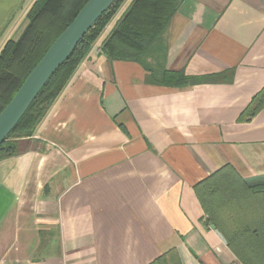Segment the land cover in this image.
<instances>
[{
    "label": "crops",
    "instance_id": "0c3cea01",
    "mask_svg": "<svg viewBox=\"0 0 264 264\" xmlns=\"http://www.w3.org/2000/svg\"><path fill=\"white\" fill-rule=\"evenodd\" d=\"M131 1L27 149L0 160V264H150L170 250L180 264H244L195 185L231 166L264 187V107L244 119L264 87V0H184L159 58L110 60L101 43ZM34 2L0 0V51ZM164 69L200 81L159 83ZM227 198L224 230L264 229V190Z\"/></svg>",
    "mask_w": 264,
    "mask_h": 264
},
{
    "label": "trees",
    "instance_id": "16d2710c",
    "mask_svg": "<svg viewBox=\"0 0 264 264\" xmlns=\"http://www.w3.org/2000/svg\"><path fill=\"white\" fill-rule=\"evenodd\" d=\"M87 1L35 0L27 13L28 24L21 35L16 40H8L0 51V112ZM125 1L115 0L84 35L72 54L50 76L0 145V160L27 149L29 140L50 112L78 65ZM183 1L132 0L102 41L101 52L110 60L143 63L147 57L155 54L159 58L158 44ZM198 81L200 79L183 72L164 69L159 83L182 86ZM263 107L264 87L253 96L245 110L244 119L250 120ZM260 190H264V187L249 185L231 166L220 168L195 185L206 221L220 228L228 246L244 264H264V229L253 220L243 228L224 230V216L220 210L225 203V195L231 200H238L241 194L252 195L255 199V194ZM150 264H180V261L176 251L170 250Z\"/></svg>",
    "mask_w": 264,
    "mask_h": 264
},
{
    "label": "water",
    "instance_id": "95a60500",
    "mask_svg": "<svg viewBox=\"0 0 264 264\" xmlns=\"http://www.w3.org/2000/svg\"><path fill=\"white\" fill-rule=\"evenodd\" d=\"M114 1L88 0L51 44L11 100L0 112V145L18 123L50 76L72 54L84 35L103 13L112 6ZM211 228L215 230L224 243H227L226 237L214 224L211 225Z\"/></svg>",
    "mask_w": 264,
    "mask_h": 264
}]
</instances>
